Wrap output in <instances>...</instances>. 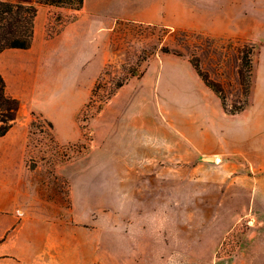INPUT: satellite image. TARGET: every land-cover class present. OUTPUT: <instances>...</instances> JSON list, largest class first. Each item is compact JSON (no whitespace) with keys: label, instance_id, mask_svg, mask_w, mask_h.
I'll return each instance as SVG.
<instances>
[{"label":"rangeland","instance_id":"rangeland-1","mask_svg":"<svg viewBox=\"0 0 264 264\" xmlns=\"http://www.w3.org/2000/svg\"><path fill=\"white\" fill-rule=\"evenodd\" d=\"M65 9L52 16L48 37L72 21L74 10ZM257 19L264 24V16ZM233 35L123 21L97 33L84 26L83 54H98L105 65L91 92L72 98L75 135L59 143L47 114L30 105L16 113L27 124V166L37 172L41 196L55 199L56 223L48 234L29 232L0 264H264L261 163L191 157L171 131L179 121L166 96L114 95L149 58L167 54L196 64L220 87L228 110L239 106L245 47L253 50L250 92L264 90V27ZM52 105L49 98L43 107Z\"/></svg>","mask_w":264,"mask_h":264},{"label":"crops","instance_id":"crops-1","mask_svg":"<svg viewBox=\"0 0 264 264\" xmlns=\"http://www.w3.org/2000/svg\"><path fill=\"white\" fill-rule=\"evenodd\" d=\"M263 2L94 0L88 5L83 0L72 21L59 25L49 37L45 29L54 22L52 16L63 15L61 11L67 9L44 6L48 10L41 14L37 11L35 17L30 48L6 49L0 54L5 93L17 99L20 106L30 105L32 110L47 114L54 139L68 143V137L75 135L79 112V108L72 109V98L91 92L105 65L98 54H83L84 26L85 31L97 33L123 21L234 38V33L263 29V22L257 19L264 16ZM248 18H255L257 23L248 25ZM114 92L115 96L121 92L166 96L168 103L174 104L179 121L171 131L191 157L233 156L251 167L253 161L260 162L264 169V90L250 92L246 107L228 115L188 60L164 54L149 58L142 74L128 79ZM49 98L54 105L47 111L43 106ZM27 142V124L17 120L0 137V257L14 256L21 241L30 240L29 232L48 234L57 219L55 199L41 196L37 172L27 166ZM71 216L70 207L69 220Z\"/></svg>","mask_w":264,"mask_h":264},{"label":"trees","instance_id":"trees-1","mask_svg":"<svg viewBox=\"0 0 264 264\" xmlns=\"http://www.w3.org/2000/svg\"><path fill=\"white\" fill-rule=\"evenodd\" d=\"M38 5L78 11L83 6V0H0V54L6 49L26 50L30 48ZM252 51L251 47H245L240 52L242 70L239 72V80L244 100L239 106H233L230 110L226 108L220 87L205 79L197 65L189 61L203 84L220 99L223 111L228 115L242 111L248 104L252 77L250 59ZM163 52L167 53V50H163ZM19 105L17 99L5 93V81L0 74V137L4 136L13 126ZM31 116H35V114L32 112ZM49 126L51 127L50 123Z\"/></svg>","mask_w":264,"mask_h":264}]
</instances>
